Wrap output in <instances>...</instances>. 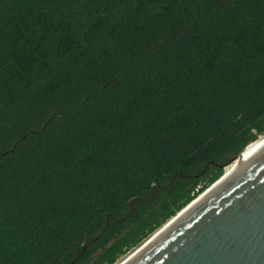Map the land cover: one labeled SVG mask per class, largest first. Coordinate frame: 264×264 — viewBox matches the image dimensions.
Returning a JSON list of instances; mask_svg holds the SVG:
<instances>
[{"label":"trees","instance_id":"obj_1","mask_svg":"<svg viewBox=\"0 0 264 264\" xmlns=\"http://www.w3.org/2000/svg\"><path fill=\"white\" fill-rule=\"evenodd\" d=\"M261 135L264 0H0V264H115Z\"/></svg>","mask_w":264,"mask_h":264},{"label":"water","instance_id":"obj_2","mask_svg":"<svg viewBox=\"0 0 264 264\" xmlns=\"http://www.w3.org/2000/svg\"><path fill=\"white\" fill-rule=\"evenodd\" d=\"M224 176L158 233L185 211L182 218L147 246H140L124 264H264V150L188 210Z\"/></svg>","mask_w":264,"mask_h":264},{"label":"bare ground","instance_id":"obj_3","mask_svg":"<svg viewBox=\"0 0 264 264\" xmlns=\"http://www.w3.org/2000/svg\"><path fill=\"white\" fill-rule=\"evenodd\" d=\"M264 150V135L263 137L257 139L256 141L252 142L251 144H249L247 146L246 149L243 150V152L238 156V158L236 159V162L234 164V166L232 168H230L226 173L224 178L222 179V181H220V183L216 184L215 187H213L210 191H208V193H206V195H204L203 197H201L198 201L194 202L191 207H189L188 210H190V208H192L193 206L197 205L201 200H203L208 194H210V192H212L214 190V188H216L217 186H219L220 184H222V182L226 181L227 179H229L232 175H234L236 172H238L241 168H243L246 164H248L254 157H256L258 154H260L262 151ZM187 210V209H186ZM186 214V212L184 211L183 213H181L177 219H174V221L172 223H170V225H168L163 231H161L160 233H156V235H154L152 238H150L143 246H147V244H149L150 242H152L154 239L153 238H157L160 234H162V232H164L165 230H167L172 224H174L176 221H178L180 218H182L184 215ZM157 236V237H156ZM152 240V241H151ZM144 247H142L140 250H142ZM139 250V251H140ZM137 251V253L139 252ZM135 253V254H137ZM134 256V254L130 257V259ZM129 259H127L128 261ZM127 261H124L122 264L126 263Z\"/></svg>","mask_w":264,"mask_h":264},{"label":"rangeland","instance_id":"obj_4","mask_svg":"<svg viewBox=\"0 0 264 264\" xmlns=\"http://www.w3.org/2000/svg\"><path fill=\"white\" fill-rule=\"evenodd\" d=\"M263 135H261L260 137H262ZM259 137V138H260ZM236 160H232V162L224 167V174L234 166ZM161 229V228H160ZM160 229H158L157 231H155L152 235H150L147 239H145L143 242H141V244L136 247L133 248L132 250H130L129 252H127L126 254H124L123 256H121L115 264H122L124 261H126L130 256H132V254L142 245H144L150 238H152V236H154Z\"/></svg>","mask_w":264,"mask_h":264}]
</instances>
